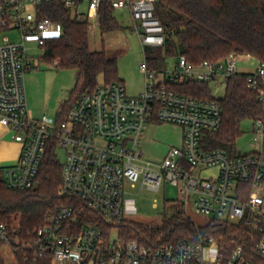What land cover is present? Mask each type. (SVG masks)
Here are the masks:
<instances>
[{
	"label": "built area",
	"instance_id": "1",
	"mask_svg": "<svg viewBox=\"0 0 264 264\" xmlns=\"http://www.w3.org/2000/svg\"><path fill=\"white\" fill-rule=\"evenodd\" d=\"M51 1L61 2L90 28L100 25L103 0L0 1V32L16 29L20 35L18 42L0 45V123L21 144L17 161L0 168L9 189L35 188L48 141L55 137L66 151L58 194L80 199L112 228L105 236L98 224L82 221L76 206L63 204L48 211L44 224L29 235H24L19 218L9 223L0 217V245L9 246L15 259L47 257L51 264H249L243 246L225 258L219 241L203 233L195 240L159 245L120 236L117 224L126 218L125 184L135 187L140 181L141 187L158 190L168 181L179 188L185 212L193 207L209 221L234 219L251 226L253 248L264 254V117L254 119L262 141L259 151L234 155L226 148H207L206 135L222 126L223 105L219 98H198L177 88L186 81H227L239 73L238 57L252 55L235 51L222 60L200 63L180 56L172 69L153 67L146 58L139 94L130 95L122 82H99L78 96L61 121L48 114L35 118L25 86L32 65L28 44L43 48L49 38L64 33L60 22L41 12V5ZM156 3L111 0L114 11H128L143 48L165 45ZM247 81L264 104V62L259 60ZM158 121L178 124L183 133L181 145L154 162L145 158L141 141L146 125Z\"/></svg>",
	"mask_w": 264,
	"mask_h": 264
},
{
	"label": "trees",
	"instance_id": "2",
	"mask_svg": "<svg viewBox=\"0 0 264 264\" xmlns=\"http://www.w3.org/2000/svg\"><path fill=\"white\" fill-rule=\"evenodd\" d=\"M155 10L164 26L165 45L154 49L155 54L150 56L153 67H158L162 49L168 56L175 59L185 56L191 63L219 61L235 51L251 54L264 62V0H157ZM41 12L60 22L64 28L63 34L49 38L43 45L42 58L57 61V66L63 68L79 70L75 90L57 114V120L61 121L82 92L96 88L100 76L107 83L121 82L118 81V60L122 50L112 54L105 49L92 50L89 45V22L73 18L59 1L41 5ZM99 18L102 32L121 27L111 0L102 1ZM248 75L238 73L226 81V93L219 98L223 105V123L218 131L206 135L207 148L230 149L241 133L244 120L264 117V104L258 99L257 91L249 87ZM177 88L198 98H213L210 82L186 81L178 84ZM57 147V139L52 137L48 141L35 188L9 189L0 168V217L9 223L13 218H19L24 235H29L44 224L48 211L63 204H73L84 223L98 224L108 236L112 225L97 212L76 197L58 194L62 162L58 158ZM172 205L173 212L165 216L159 225L125 218L117 224L120 236L159 245L181 238L195 240L199 233H203L219 241L225 258L241 245L249 264H264V254L253 248V228L245 222L233 224L212 220L207 225L196 227L178 199ZM1 249L0 245V264H51L47 257L25 260L21 255L13 262H7Z\"/></svg>",
	"mask_w": 264,
	"mask_h": 264
},
{
	"label": "rangeland",
	"instance_id": "3",
	"mask_svg": "<svg viewBox=\"0 0 264 264\" xmlns=\"http://www.w3.org/2000/svg\"><path fill=\"white\" fill-rule=\"evenodd\" d=\"M115 15L121 27L113 31L102 32L100 25L89 30V45L92 50L105 49L112 54L122 50L118 60V81H121L130 95L139 94L144 85V73L141 63L155 54L154 49L159 47L147 46L143 48L137 34L131 27L132 21L127 10H115ZM19 31L16 29L0 32V45L7 42H18ZM29 53L32 56V65L25 74V86L28 106L35 118L42 114L57 117L59 107L69 100L75 90L79 76V70L57 66L56 62L46 61L42 58L44 50L36 43H29ZM175 57L168 56L162 49L158 59V67L172 69L175 65ZM151 64V60L149 61ZM259 59L251 56L240 55L238 57L239 73H250L255 70ZM99 82H105L103 76ZM211 95L222 98L226 93V81H211ZM254 120L248 119L241 123V133L237 136L233 147L227 148L234 155H245L261 149L262 141L254 131ZM183 129L180 125L159 122L147 124L141 141V148L145 158L159 162L167 151L174 145L180 146ZM206 142V141H205ZM57 155L63 163L66 155L64 148L57 147ZM3 164H1L2 166ZM125 217L148 225H159L165 216L173 212V201L182 198L179 188L168 181H164L158 190L148 186L141 187L140 181L133 187L131 183L125 184ZM197 225H207L208 217L197 213L193 207L186 212ZM233 224L238 221L231 220ZM113 236L117 232L113 231ZM2 254L7 262L15 260L11 248L2 247Z\"/></svg>",
	"mask_w": 264,
	"mask_h": 264
},
{
	"label": "crops",
	"instance_id": "4",
	"mask_svg": "<svg viewBox=\"0 0 264 264\" xmlns=\"http://www.w3.org/2000/svg\"><path fill=\"white\" fill-rule=\"evenodd\" d=\"M20 151L21 144L13 138L11 131L0 123V166L3 164L1 167H5L15 163Z\"/></svg>",
	"mask_w": 264,
	"mask_h": 264
}]
</instances>
